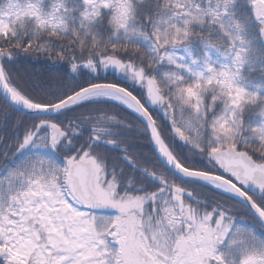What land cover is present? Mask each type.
<instances>
[{
	"label": "snow or ice",
	"instance_id": "snow-or-ice-1",
	"mask_svg": "<svg viewBox=\"0 0 264 264\" xmlns=\"http://www.w3.org/2000/svg\"><path fill=\"white\" fill-rule=\"evenodd\" d=\"M0 264H264V0H0Z\"/></svg>",
	"mask_w": 264,
	"mask_h": 264
}]
</instances>
